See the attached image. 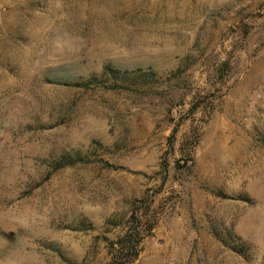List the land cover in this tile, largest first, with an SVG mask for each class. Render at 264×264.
Instances as JSON below:
<instances>
[{
  "label": "rangeland",
  "instance_id": "obj_1",
  "mask_svg": "<svg viewBox=\"0 0 264 264\" xmlns=\"http://www.w3.org/2000/svg\"><path fill=\"white\" fill-rule=\"evenodd\" d=\"M0 264H264V0H0Z\"/></svg>",
  "mask_w": 264,
  "mask_h": 264
},
{
  "label": "trees",
  "instance_id": "obj_2",
  "mask_svg": "<svg viewBox=\"0 0 264 264\" xmlns=\"http://www.w3.org/2000/svg\"><path fill=\"white\" fill-rule=\"evenodd\" d=\"M134 232H132L131 234H129L128 236L131 238L132 236H134V234H133ZM131 250H133V254L131 255V260L132 259H135L136 257H137V255H138V248H136V247H131ZM118 251V253H123L124 251H125V248L122 246L120 249H118L117 250Z\"/></svg>",
  "mask_w": 264,
  "mask_h": 264
}]
</instances>
